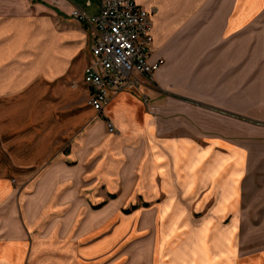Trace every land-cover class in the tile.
<instances>
[{"label": "crops", "instance_id": "obj_1", "mask_svg": "<svg viewBox=\"0 0 264 264\" xmlns=\"http://www.w3.org/2000/svg\"><path fill=\"white\" fill-rule=\"evenodd\" d=\"M76 1L0 0V68L36 13L59 22ZM135 1L164 63L89 106L66 151L44 138L14 153L41 167L0 172V264H237L240 227L264 226V0Z\"/></svg>", "mask_w": 264, "mask_h": 264}, {"label": "rangeland", "instance_id": "obj_2", "mask_svg": "<svg viewBox=\"0 0 264 264\" xmlns=\"http://www.w3.org/2000/svg\"><path fill=\"white\" fill-rule=\"evenodd\" d=\"M76 3L84 5L85 1ZM83 8L96 15L99 2L91 0ZM76 24L70 15L59 16V22L50 24L40 21L36 13L34 33L29 32L28 43L23 45L21 36L16 56L0 68V172L16 174L18 177L9 176L11 183L18 178L27 181L41 167L22 172L12 162L14 153L26 154L44 138L61 139L60 150L66 151L79 128L80 115L89 108L87 89L80 82L89 57V30L84 26L85 36ZM57 43L63 59L60 71L49 75L41 70L40 60L45 49L57 54L53 50ZM10 76L13 83L6 82ZM233 240L234 254L240 259L237 264H264V226L240 227Z\"/></svg>", "mask_w": 264, "mask_h": 264}, {"label": "built area", "instance_id": "obj_3", "mask_svg": "<svg viewBox=\"0 0 264 264\" xmlns=\"http://www.w3.org/2000/svg\"><path fill=\"white\" fill-rule=\"evenodd\" d=\"M99 10L91 15L75 4L70 17L87 26L90 57L83 68L82 82L87 89V104L101 113L111 97L130 85L136 74L151 75L163 63L152 58L151 11L135 0H98ZM91 0H85V5ZM108 132L114 125L106 121Z\"/></svg>", "mask_w": 264, "mask_h": 264}]
</instances>
